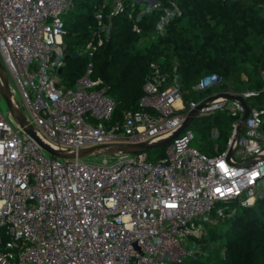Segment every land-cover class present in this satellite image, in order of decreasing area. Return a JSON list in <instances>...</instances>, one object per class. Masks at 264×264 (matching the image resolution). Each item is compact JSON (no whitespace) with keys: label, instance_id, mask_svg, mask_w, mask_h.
<instances>
[{"label":"built area","instance_id":"obj_1","mask_svg":"<svg viewBox=\"0 0 264 264\" xmlns=\"http://www.w3.org/2000/svg\"><path fill=\"white\" fill-rule=\"evenodd\" d=\"M129 1L139 5L135 20L160 9L152 35L163 34L182 13L175 0ZM108 2L101 0L95 11L98 45L109 29L104 18L125 5L113 0L106 12ZM72 5L73 0H0V59L40 140L71 153L97 144L151 142L171 134L203 100L192 118L222 111L232 117L230 131L225 147L212 155L191 144L194 133L186 127L155 161L143 150L88 162L47 155L9 110H0V264H185L196 251L188 241L195 244L207 225L234 213L227 203L249 206L263 195L264 99L258 95L264 67L254 88L235 87L216 71L205 73L192 88L220 89L184 101L176 67L170 73L153 61L138 107L111 121L115 102L102 79L91 76V61L73 85L60 84L63 14ZM133 28L139 31L136 23ZM238 96L249 112L236 137L245 112ZM210 136L218 138L216 124Z\"/></svg>","mask_w":264,"mask_h":264},{"label":"trees","instance_id":"obj_2","mask_svg":"<svg viewBox=\"0 0 264 264\" xmlns=\"http://www.w3.org/2000/svg\"><path fill=\"white\" fill-rule=\"evenodd\" d=\"M175 1L182 13L169 20L163 34L152 35L160 9L135 20L139 5L124 0L122 10L104 18L109 29L98 45L95 11L101 0H73L63 14L65 58L59 71L60 84L73 85L91 61V76L100 77L105 91L114 99L111 121L138 107L153 61H159L170 73L176 67L184 101L197 97L193 84L211 71L235 87H258V70L264 67V0ZM112 2L109 0L106 12ZM135 23L139 31L133 28ZM89 41L97 46L87 48ZM242 73L247 80L241 78ZM263 99L264 91L258 95V100ZM209 126H204L208 134ZM218 129L220 151L230 126L218 124ZM207 143L202 141L200 148L195 147L215 154L217 151ZM238 206L230 216L206 226V232L196 238L198 248L184 259L185 264H264V192L252 205Z\"/></svg>","mask_w":264,"mask_h":264},{"label":"water","instance_id":"obj_3","mask_svg":"<svg viewBox=\"0 0 264 264\" xmlns=\"http://www.w3.org/2000/svg\"><path fill=\"white\" fill-rule=\"evenodd\" d=\"M0 94L3 96L5 101L7 102L8 105V110L12 114L13 118L15 121L23 127V129L29 133L33 138H35L42 147H44L48 152L51 154L57 155V156H62V157H70V156H85L87 154L91 153H96V152H101V153H118V152H123V153H132L136 151H143L147 150L148 148H151L153 146L165 144L169 140H171L173 137H175L180 131H182L184 128H186L190 121L192 120V117L196 113V111L207 102V100H203L200 102L196 109L192 110L189 112L188 115L185 116L183 119L181 125L175 129L171 134L161 137L157 140L148 142V141H140V142H115V143H105V144H97L89 147H84L77 151L76 153H71V152H65V151H60L52 148L51 146L47 145L45 142L40 140L38 136L36 135L33 126L28 122L23 110L21 109L15 95L13 94L9 82H8V74L7 71L0 59ZM227 97H233L230 94H225ZM212 98V97H210ZM208 98V99H210ZM240 99V101L245 105V112L244 115L237 126V133L236 137L242 127V124L245 120V118L248 115L249 112V107L247 106L245 100L241 97H237ZM231 153V149H229L228 154Z\"/></svg>","mask_w":264,"mask_h":264},{"label":"rangeland","instance_id":"obj_4","mask_svg":"<svg viewBox=\"0 0 264 264\" xmlns=\"http://www.w3.org/2000/svg\"><path fill=\"white\" fill-rule=\"evenodd\" d=\"M8 82H9V86H10L13 94L15 95L19 105L22 107L25 116L27 118H31L29 111L27 110V108L23 104V100L21 98L17 84L10 74H8ZM216 89L219 90L220 88L218 87V88H213L210 90H196L195 92H196L197 98L199 99V98L207 95L209 92L214 91ZM0 110L2 112L8 111L7 102L5 101V99L3 98V96L1 94H0ZM231 120H232V117H230L227 114H224V112L219 111V110H215L208 115H196V117L192 118L189 125L187 126L188 128L192 129V131L194 133V137L191 141V144L200 148V146L202 145V141H206V142H208L207 145L213 146V149L215 150L214 147L216 145L219 146L218 144L220 143V140L211 138L210 133L208 134L207 129L204 126L211 125V127L209 126L210 127L209 132H210V131H212V125H214V124H216L217 126H218V124L229 125ZM199 128L202 130V132H205V134L207 136L202 134V132L200 131ZM164 150H165V144H161V145H157V146H153L151 148H148L146 151L149 154L148 158H151L153 160V159H156V157L159 158L160 156H162L164 154ZM217 150H219V148ZM217 150H215V151H217ZM45 153L47 155H49V152L47 150H45ZM103 157H106V159H108V161H114L116 159V153L96 152V153L87 154L85 156H82L81 158L85 161H88V162H99L103 159ZM220 205H223V204L221 203ZM226 207L228 210H233L234 208L235 209L240 208L239 206H236V204H234V203H227ZM188 243H189L188 246L191 249L198 248V244H196L197 242L195 244H193V242L191 240H189Z\"/></svg>","mask_w":264,"mask_h":264}]
</instances>
